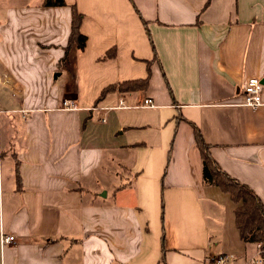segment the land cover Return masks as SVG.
Returning <instances> with one entry per match:
<instances>
[{"label":"crops","instance_id":"0c3cea01","mask_svg":"<svg viewBox=\"0 0 264 264\" xmlns=\"http://www.w3.org/2000/svg\"><path fill=\"white\" fill-rule=\"evenodd\" d=\"M43 1L0 0V264H233L257 247L204 184L194 127L264 207V105H242L249 78L264 102V0ZM73 7L86 43L60 67Z\"/></svg>","mask_w":264,"mask_h":264},{"label":"trees","instance_id":"16d2710c","mask_svg":"<svg viewBox=\"0 0 264 264\" xmlns=\"http://www.w3.org/2000/svg\"><path fill=\"white\" fill-rule=\"evenodd\" d=\"M43 5L46 7L66 6L64 0H44ZM71 19L70 35L67 45L64 48V55L59 61L60 67L63 66L64 62L67 60L70 48L73 45H76L78 49L83 50L86 43V36L79 31L82 16L74 7ZM148 85L149 76L143 80H129L127 82L115 84L114 86H108L101 91L98 100L100 101V99L104 98L109 92L115 90L123 93H130L131 91L145 93ZM194 134L197 147L200 149L201 153L203 164L202 179L204 184L207 186H217L222 192L230 195V198L236 207L234 217L239 237H241L245 243L258 245L259 251H261L260 257L264 262V207L258 196L247 186L241 184L234 178H231L226 172L219 168L218 164L215 163L210 155L208 144L204 142L202 135L196 127H194Z\"/></svg>","mask_w":264,"mask_h":264},{"label":"built area","instance_id":"2783aa9c","mask_svg":"<svg viewBox=\"0 0 264 264\" xmlns=\"http://www.w3.org/2000/svg\"><path fill=\"white\" fill-rule=\"evenodd\" d=\"M244 94H243V101L242 105L248 108H257L260 106L264 105V102L262 101L261 98V93H262V83L261 80L258 78H249L248 81L243 86ZM63 106L67 109H77L78 105L76 102L70 100V101H64ZM143 106H149L153 107L152 101L149 99H145ZM119 108H125L123 105V102L120 101L118 104ZM15 241V237L13 236H5L2 238L3 244H10ZM258 252V256H259ZM229 258L226 256H218L216 259H214L212 262L214 264H230ZM263 259L260 257V259L255 260L254 264H262Z\"/></svg>","mask_w":264,"mask_h":264},{"label":"rangeland","instance_id":"374dc122","mask_svg":"<svg viewBox=\"0 0 264 264\" xmlns=\"http://www.w3.org/2000/svg\"><path fill=\"white\" fill-rule=\"evenodd\" d=\"M228 215H229V212L226 211V214L224 213L220 217V219H219L220 222H223V223H224V221L227 222V216ZM243 251H245V252H243ZM258 252L261 253V251H259L258 245H257V247H254L253 245H249V247H247L246 249L243 248V250L240 253L243 255L238 254L239 257L236 258V260H234L233 264H254L255 260L260 259V254L258 256ZM263 263L264 262L262 261V264ZM210 264H214V262H211Z\"/></svg>","mask_w":264,"mask_h":264},{"label":"water","instance_id":"95a60500","mask_svg":"<svg viewBox=\"0 0 264 264\" xmlns=\"http://www.w3.org/2000/svg\"><path fill=\"white\" fill-rule=\"evenodd\" d=\"M104 195H105V193L102 196H104Z\"/></svg>","mask_w":264,"mask_h":264}]
</instances>
